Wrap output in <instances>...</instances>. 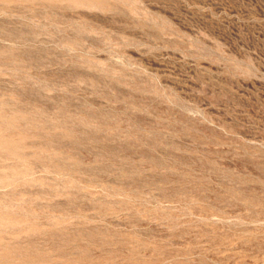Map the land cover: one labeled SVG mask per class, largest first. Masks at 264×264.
I'll list each match as a JSON object with an SVG mask.
<instances>
[{
  "label": "rangeland",
  "instance_id": "rangeland-1",
  "mask_svg": "<svg viewBox=\"0 0 264 264\" xmlns=\"http://www.w3.org/2000/svg\"><path fill=\"white\" fill-rule=\"evenodd\" d=\"M0 264H264V0H0Z\"/></svg>",
  "mask_w": 264,
  "mask_h": 264
}]
</instances>
